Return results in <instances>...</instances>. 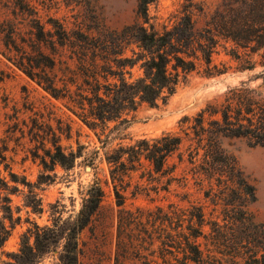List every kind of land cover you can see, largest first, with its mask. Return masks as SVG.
Masks as SVG:
<instances>
[{
	"label": "trees",
	"instance_id": "trees-1",
	"mask_svg": "<svg viewBox=\"0 0 264 264\" xmlns=\"http://www.w3.org/2000/svg\"><path fill=\"white\" fill-rule=\"evenodd\" d=\"M151 1L138 0L134 22L107 33H92L80 22L69 28L64 18L48 14V4L0 0V59L62 100L89 127L103 132L109 128L120 139L105 152L117 205L114 264H214L216 251H221L218 248L231 240L247 264H264L260 259H264V222L255 221L247 207L255 198L254 184L223 146L226 136H242L252 145L264 146V91L259 86L241 80L228 87L221 99L207 101L191 117L183 116L180 131L137 138L124 132L130 111L143 102L155 105L165 99L187 73L200 69L206 74L220 73L212 54L222 40L244 49L241 53L230 48L236 58L248 55L246 49L258 51L263 66L260 73H264V0H218L214 5L184 0L179 16L161 28L150 21ZM42 10H47L46 18ZM254 66L248 62L239 69ZM7 73L0 67V81ZM27 108L36 115L32 124H25L26 132L18 129L36 142L34 155L42 167L53 169L60 164L71 168L81 150L66 151L50 121L33 105ZM10 127L15 131L17 126ZM57 129L64 131L61 126ZM110 137L109 133L98 135L103 146ZM124 138L129 140L123 142ZM174 154L177 161L168 164ZM183 162L190 164L188 172L204 194L220 204L221 220L219 214L207 220L202 205L194 202L126 206L131 172L143 168L139 176L146 172L148 181L156 183L150 187L168 190L179 178L176 169ZM4 183L0 173V185ZM134 185L132 195L143 187L138 182ZM104 196V187L95 180L86 188L73 217L58 216L52 224L28 227L13 260L5 264H42L43 255L60 239L58 264H81L79 234ZM7 217L12 221L11 212ZM206 223L210 224L208 231ZM238 228L239 233L232 236L229 229ZM8 235L9 228L2 223L0 246ZM199 237L205 239L204 245Z\"/></svg>",
	"mask_w": 264,
	"mask_h": 264
},
{
	"label": "rangeland",
	"instance_id": "rangeland-1",
	"mask_svg": "<svg viewBox=\"0 0 264 264\" xmlns=\"http://www.w3.org/2000/svg\"><path fill=\"white\" fill-rule=\"evenodd\" d=\"M40 4H48V14L64 18L67 26L74 27L77 22L87 32H108L120 29L134 22L137 18L138 0H33ZM214 5L218 0H197ZM184 0H152L148 4L150 21L156 27L163 24L170 26L181 13ZM47 10H42L46 18ZM204 23L200 18L199 25ZM217 46L212 54V61L220 68L217 74H206L202 69L193 70L183 76L175 90L165 99H159L155 105L141 103L130 111V122L124 132L131 138L154 136L162 131H180V119L183 116H193L209 100L221 99L223 92L230 86L248 80L250 85L259 86L264 91V73L258 51L246 49L248 55L236 58L229 53L232 46L241 53L244 49L235 46L232 41ZM247 59V60H246ZM248 59L250 61H248ZM254 63L253 68L239 69L242 64ZM0 67L8 72L0 81V173L6 184L0 185V225L9 228V235L0 246V264L13 260V255L19 250L21 236L34 223L39 225L52 224L58 216L73 217L78 211L86 188L95 180L105 189L100 207L92 220L79 234V259L81 264H114L117 205L109 177V165L105 159L106 150L116 145L120 139L116 132L106 128H91L78 116L69 110L60 99L51 96L23 71L0 59ZM139 70L135 67L134 73ZM33 105L42 116L49 120L60 134V143L66 151L78 148L81 154L76 157L71 168L56 164L53 169H44L39 157L34 155L35 141H31L25 133L22 136L18 128L27 129L26 123L32 124L33 114L27 107ZM40 118V117H39ZM16 124L15 131L10 125ZM114 122L109 123V127ZM57 126L64 131L60 132ZM110 134L106 146L102 145L98 135L104 137ZM129 139L124 138L123 142ZM223 146L235 156L239 167L254 184L255 198L247 204L249 211L257 222H264V146L252 145L242 136H226ZM39 153L43 150L39 148ZM2 156H4L2 158ZM177 161V155L168 158V164ZM189 163H179L176 175L168 190L155 191L152 183L139 174L143 168L131 172L130 186L126 191L125 204L128 207L155 204L166 205L174 201L181 205L189 202L201 204L207 220L218 218L222 213L220 204L215 205L210 196L204 194L203 188L188 172ZM146 171V169H145ZM41 173L44 175L41 176ZM184 175V177L182 176ZM142 189L132 195L135 183ZM147 187H144V186ZM244 202V201H243ZM12 213V221L7 217ZM210 224L204 225L209 230ZM231 234L239 233V228ZM205 242L203 237H199ZM63 240L60 239L52 250L42 257V264H58L59 253ZM235 242L218 248L213 260L214 264H247L240 253L235 252ZM261 262L263 257L261 256ZM209 264V263H208Z\"/></svg>",
	"mask_w": 264,
	"mask_h": 264
}]
</instances>
